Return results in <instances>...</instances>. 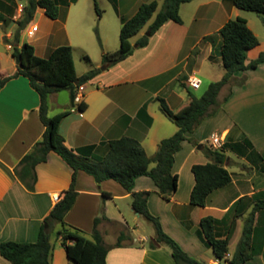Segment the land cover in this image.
<instances>
[{
  "label": "crops",
  "instance_id": "obj_1",
  "mask_svg": "<svg viewBox=\"0 0 264 264\" xmlns=\"http://www.w3.org/2000/svg\"><path fill=\"white\" fill-rule=\"evenodd\" d=\"M55 1L57 17H49L44 7L37 6L29 27L21 30V43L33 44L40 56H47L58 45L70 44L76 65V52L85 49L86 41L83 39L89 38L92 31L96 32V27L103 52L114 51L120 46L123 20L132 17L142 3L152 0H109L108 8L114 10V16H106L109 21L103 13L98 19L96 8L87 0ZM157 1L159 8L162 1ZM28 3L29 0H0V79L17 71L12 45L6 42V38H14L19 27L17 20L25 17ZM20 5L24 6V11L18 15ZM107 9L104 11L108 12ZM180 14L182 23L168 20L150 36L147 45L138 47L137 40L146 33L147 23L135 35H138L137 40H132L135 36L131 38L134 46L132 54L101 70L85 83L82 100L87 102V108L80 110L73 107L60 123L59 130L68 147L78 149L95 145L91 157L99 158L107 153L110 140L131 136L153 157L160 141L178 130L176 123L163 113L161 100H165L173 111H178L190 102V93L200 97L210 82L224 75L219 52L223 40L219 30L233 15L242 16L231 0L184 2L180 6ZM38 15L51 20L46 35L37 36L41 30L39 23L34 22ZM34 25L38 28L32 33ZM115 32L119 36V46L113 44L115 47L112 48L105 39L111 33L115 35ZM28 36L34 40L28 39ZM252 59H247V62ZM215 66L220 71L218 76L211 77L209 70ZM77 74L82 75L78 71ZM194 76L201 79L199 88H192L188 84L189 78ZM238 78L245 80L237 81ZM227 86H230V95L224 100ZM218 98L221 106L217 113L189 133L188 139L175 154L173 171L178 174L179 181L172 198L164 199L149 175L139 176L134 185V191H151L148 207L152 214L159 217L164 230L188 254L207 264L229 262L218 259L205 242L201 233V219L208 215L223 218L236 201L264 190V62L257 68L237 72L231 82L222 88ZM48 103L49 115L70 108V91L63 89L50 94ZM40 104L39 93L24 75L10 79L0 90V243L5 240L35 242L45 218L56 204L53 193L63 195L72 182L73 168L55 151H51L48 159L36 166L34 190L28 189L16 173L20 160L33 149L45 131L39 112ZM209 120H216L219 125L206 133L202 126ZM235 129H238L239 140L246 135L254 149L245 146L238 151L227 147L225 166L232 174V181L215 190L207 205L191 204V192L195 185L192 166L210 161L204 151V142L207 141V146L212 147V137L219 135L225 144L232 138ZM252 131L258 132L257 138H253ZM154 165L152 162L151 166ZM76 189V202L65 220L92 238L95 218L102 213L107 215L108 219L98 225L104 243L109 247L107 264H177L167 245L161 244L158 248L148 246V240L155 234H135L141 214L136 213L132 205V194L118 181L106 179L98 182L93 175L79 170ZM104 191L110 192L111 196L104 198ZM257 198L245 200L237 208L231 209L229 217L233 218L236 214L237 217L230 243L237 239L239 243L245 220ZM258 215L257 212L256 217ZM228 224H217V230L223 237L227 235ZM61 228L58 222L53 223L51 228L54 246L52 264H74L58 236ZM123 232L126 237L121 245L116 246ZM109 234L114 236L113 242L107 240ZM234 251H230L229 245L226 257L230 258ZM255 260L264 264V254H258L242 264ZM0 264L12 263L0 253Z\"/></svg>",
  "mask_w": 264,
  "mask_h": 264
},
{
  "label": "trees",
  "instance_id": "obj_2",
  "mask_svg": "<svg viewBox=\"0 0 264 264\" xmlns=\"http://www.w3.org/2000/svg\"><path fill=\"white\" fill-rule=\"evenodd\" d=\"M189 1L192 0H164L163 7L149 25L147 33L137 40V46L147 45L150 36L168 20L182 23L180 6ZM231 1L238 8L264 13V0ZM37 6L44 7L46 14L51 18H56L58 15V6L55 0H29L26 15L19 21L14 38H6V42L12 45V55L18 66L17 71L0 79L1 90L10 79L24 75L29 78L30 84L41 98L39 112L45 125V131L33 149L20 160L16 167V173L28 189L34 190L37 180L36 166L46 161L51 151H55L73 168V177L70 187L62 195V199L55 204L45 218L38 239L35 242L2 241L0 243L1 255L12 264H52L54 246L51 228L53 223L58 222L62 225L58 236L61 237L67 255L74 264H107L109 247L104 243L103 236L98 229L99 223L108 219L107 215L102 213L101 216L95 218L92 238L88 237L82 229L68 224L65 220L78 196L77 173L79 170H84L93 175L98 182L114 179L132 194L134 209L153 222L155 226V236L151 237L148 242L150 248H158L161 244L167 245L177 264H207L188 254L179 242L164 230L159 217L149 210L148 199L151 191H134V185L139 176L149 175L158 185L159 194L166 200L172 198L178 189L179 181L178 174L173 171L175 154L182 148L184 140L188 139V134L195 131L204 119L217 113L221 106V101L218 98L220 91L231 82L237 72L257 68L264 62V50L257 58L247 62L248 51L260 44V39L248 25L247 18L243 16L230 18L219 30L223 40L219 52L225 69V73L220 79L210 82L200 97L190 93V102L178 111H173L165 100H161L163 113L176 123L178 130L160 141L153 157L147 154L137 139L131 136H122L109 141L108 151L104 156L94 158L91 157V153L95 145L72 149L65 144V139L59 129L62 119L71 112L73 107L80 110L87 108V102L84 100L76 101L78 88L93 79L101 72V69L93 68L78 75L73 46L70 44L58 45L47 56H40L36 53L33 44L21 43V30L33 19ZM95 8L99 19L102 10L97 0H95ZM157 9V0L144 2L132 17L123 20L120 46L114 51L103 52V62L107 66H112L132 54L134 46L131 38L140 32L154 16ZM96 32L98 33L97 27ZM85 58L91 59L89 55H85ZM244 80L245 78L241 82ZM63 89L70 91L71 107L49 115L48 98L50 94ZM229 95L230 93L225 96L224 100H227ZM245 146L254 149L253 143L246 135L238 141L228 140L221 148L204 145V151L210 161L195 163L192 166L195 185L191 192V204L207 205L215 190L232 181V174L225 166L226 148L242 151ZM152 162L155 163L154 166H151ZM108 196H111V193L104 191L103 197ZM262 197H264V190L254 193L251 197H242L236 201L223 218L208 215L201 219V233L218 259H225L229 264H242L258 254H264V199ZM255 198L257 200L245 220L242 237L233 255L228 258L226 255L229 252L230 238L235 229L237 217V214L233 218L229 217L231 209L237 208L245 200ZM257 212L259 215L256 217ZM222 222L229 223L225 237L217 230V224ZM46 223L48 226H45ZM125 237V232L121 233L116 246L121 245ZM68 240H72V242H68Z\"/></svg>",
  "mask_w": 264,
  "mask_h": 264
},
{
  "label": "rangeland",
  "instance_id": "obj_3",
  "mask_svg": "<svg viewBox=\"0 0 264 264\" xmlns=\"http://www.w3.org/2000/svg\"><path fill=\"white\" fill-rule=\"evenodd\" d=\"M87 1L89 4L92 3V5H93L92 7H95V0H87ZM108 1L109 0H97L100 8L102 9V13L105 15V17L107 15H108V17H112V16H114V12H113L114 10H112V8L111 9L108 8V6H109ZM160 1H162V2L160 3L158 10L154 14V16L150 19V21L148 22V25L145 26L146 27L145 28L146 33H147V29H148L149 25L155 20L157 13L163 7L164 0H160ZM105 8L106 9L108 8L109 11L108 12L104 11ZM92 10H94V8H92ZM238 11L240 12V14L243 17L248 19V25L257 34V36L260 39L259 46H257L256 48L250 49L248 51V59H252V58L259 56V53L262 50H264V13H259L257 11L246 10V9H242V8H238ZM183 13L185 16H187V13H185V10ZM235 16L236 15H233L232 18H235ZM47 19H43L40 15L35 17L34 22L39 23V27L41 28V30L39 31L37 36H41L44 33L46 35V32L49 30L51 20H49V18H47ZM105 19H107V21H109L107 17ZM20 20H17V21L19 22ZM29 24H30V22L25 26V29L27 27H29ZM1 30H2V28L0 27V33H1ZM98 36H99V33L92 31L91 36L89 38L83 39L84 41H86V43L84 45L85 49H80L76 52V67H77V71L79 74H83L86 71L91 70L93 68H100L101 70H104V69L110 67V66H107V64L103 62V53H102L103 52V46H102V43L100 41L101 39H99L100 36L99 37ZM27 38L30 40H34V38H31L29 36ZM137 39H138V35L132 38V40H134V41ZM105 40H106V43L109 44L108 46H113V44H115V46H119V43H118L119 42V36H118L117 32H115V35H114V33L113 34L111 33L109 35V37L106 36ZM115 46H113L112 48H114ZM85 55H89V57L91 59L88 60L87 58H85ZM219 71H220V68H218V67L216 68V66H215V68L213 70H209V76H211V77L212 76H218ZM240 80H242V78L237 79V81H240ZM90 87H93V86L90 85ZM227 87L228 88H227V90H225L224 96L225 95L227 96L229 94L230 86H227ZM203 92H205V91H203ZM202 95H200V96H202ZM207 118H209V117H207ZM206 119H204V120H206ZM218 125H219V123L216 120L215 121L209 120V122H206V124H204V126H202V130H204L206 133H210V132H212V130L216 129ZM237 133H238V129H235L233 131L232 138L230 139L231 141H236V140L238 141L240 139L239 137H237ZM252 136H253V138H257L258 132H253ZM204 145L207 146V141L204 142ZM130 216H131V213H130ZM155 233H156V229H155L153 222H151L150 220L146 219L144 216L141 215L139 217V227L135 231V234L136 235L151 236V235H154ZM107 240L109 242H113L114 236H112V234H109L107 237ZM148 242H149V240H148ZM237 244H238V239L235 241H231V243H230V251L231 252L236 249ZM249 264H260V263L258 260H255L253 262H250Z\"/></svg>",
  "mask_w": 264,
  "mask_h": 264
},
{
  "label": "built area",
  "instance_id": "obj_4",
  "mask_svg": "<svg viewBox=\"0 0 264 264\" xmlns=\"http://www.w3.org/2000/svg\"><path fill=\"white\" fill-rule=\"evenodd\" d=\"M23 11H24V6L20 5L17 8V14L21 15L23 13ZM37 28H38V26L34 25L32 27V29H31L32 33L35 32L37 30ZM188 84L192 88H199L200 85H201V79L196 77V76L190 77L189 80H188ZM85 88H86L85 84H82V85L79 86L78 93L76 95V101H81L82 100ZM222 146H223V141H222L221 137L219 135H214L212 137V147L213 148H221ZM52 198H53L54 202L57 203V202H59L62 199V194L59 193V192H55V193H53ZM215 264H222V263L217 261V262H215Z\"/></svg>",
  "mask_w": 264,
  "mask_h": 264
},
{
  "label": "water",
  "instance_id": "obj_5",
  "mask_svg": "<svg viewBox=\"0 0 264 264\" xmlns=\"http://www.w3.org/2000/svg\"><path fill=\"white\" fill-rule=\"evenodd\" d=\"M199 147H201V145H199ZM136 213H138V212L136 211ZM45 226H48V224L46 223ZM205 263H206V262H205Z\"/></svg>",
  "mask_w": 264,
  "mask_h": 264
}]
</instances>
